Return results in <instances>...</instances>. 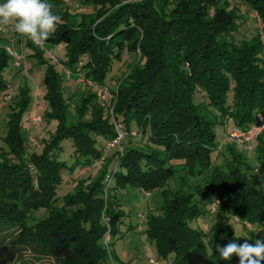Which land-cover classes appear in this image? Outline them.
<instances>
[{"label": "trees", "instance_id": "1", "mask_svg": "<svg viewBox=\"0 0 264 264\" xmlns=\"http://www.w3.org/2000/svg\"><path fill=\"white\" fill-rule=\"evenodd\" d=\"M48 2L62 23L44 44L62 45L63 56L54 65L33 45L45 63L51 112L43 118L56 122L40 137V151L22 126L24 91L3 99L12 60L5 47L14 44L0 35V114L7 111L0 136V264L28 247L56 264H106L103 236L116 235L125 222L118 194L128 187L159 196L144 206V230L159 252H174L171 264H239L238 257L221 261L215 254L216 244L243 243L225 222L215 224L210 251L190 226L203 209L185 186L194 164L206 167L217 209L238 200L242 219L256 227L253 240L264 238V185L254 186L248 175L255 169L264 176L261 133L255 167L234 143L232 158L216 163L217 147L234 126L264 118V0ZM250 10L262 26L244 34L240 23ZM81 79L108 87L114 101L99 100ZM115 121L123 134L109 146L118 135ZM258 229L263 233L256 237Z\"/></svg>", "mask_w": 264, "mask_h": 264}, {"label": "rangeland", "instance_id": "2", "mask_svg": "<svg viewBox=\"0 0 264 264\" xmlns=\"http://www.w3.org/2000/svg\"><path fill=\"white\" fill-rule=\"evenodd\" d=\"M0 2H3V0H0ZM261 26L262 24L257 14L250 10L246 15L244 22L240 23V31L244 34H248V32L252 31L254 28H261ZM7 35L8 37L4 38V41L8 39L10 42L9 44H11L15 40L14 48H16V50L20 52L22 56L20 60V66L18 67L14 66L12 60L8 61V69L4 73V79L10 84L14 97L20 94L21 90L24 91L26 107L23 109V111H20L22 126L29 133L28 143H33L34 147L40 151L42 147V141L40 140V137H48L50 133L53 132L56 122L50 121L48 123L44 121L43 118L45 113L51 112V108L48 105L47 99L45 98V86L43 83L45 63H40V57L35 54L33 45L38 47L43 59L54 65L57 63L56 56H63V46H47L45 44L42 46H37L32 42V45H30L26 44V37H21L18 34L12 36L13 33L11 31H9ZM19 37L20 41H18ZM20 43H22V48L19 46ZM2 44L3 43H0V45ZM81 80L86 81L84 79ZM86 83L88 86H86L87 88L85 90L87 91L90 88L92 91V81L87 80ZM115 96L116 94H111V96L107 97L105 100L113 102ZM15 108V111L18 112L21 107L15 105ZM70 110L71 109H69V113H71ZM6 112L7 111H3L0 114V136L5 133L4 125L6 121ZM34 119L37 121V123H35ZM117 122L118 121H116V123ZM114 127H116V124ZM118 132L121 133L122 136L123 131ZM218 136L220 135L218 134ZM225 136L227 137L228 135ZM261 137L264 140V131L261 132ZM68 142L69 141L66 140L63 141L62 144L67 146ZM229 143L233 142L227 140L220 142L217 147V152H219L220 155H218L217 158L215 157L217 152L212 155L217 159V164L220 163V156H225L229 159L232 158ZM240 143L241 145H244L243 141H240ZM257 143L258 139H256L255 148L251 150L234 143V148L241 151L247 157L249 164L253 167L256 166L255 150L257 148ZM2 146H4V142L0 143V147ZM27 147L30 148L29 146ZM101 166L102 165H98V167ZM192 169L194 177L188 181L187 186H185V190L189 193H193V200L197 203L198 207L203 209V213L200 216L193 218L190 221V226L200 231L207 250L210 251L209 239L215 224L218 222H225L232 228L236 236L243 239V242L244 239H249V241H252L254 239L252 237V232L256 227L250 222H245L242 219L241 214L237 211L238 200L232 199L228 201L227 205L221 210H218L217 207L219 204V199L216 198L213 200V196L209 192L210 188L206 187V177L209 174V170L199 163L194 164ZM97 171L98 169H93L91 171L92 174H90L91 177H94L97 174ZM248 175L252 178V184L254 186L257 185V181L263 183L264 185V176H260L257 170H249ZM177 176L178 174H176L175 178ZM118 195L122 198V200L125 199L123 207L124 211L126 212L124 217L125 222L120 225L119 231L116 235L109 236V231H106L103 236V241L106 248V264H151V259L155 260L157 264H171V261L174 257V252H159L154 244V241L148 238L147 233L144 230L145 225L143 218L146 216V214H148L147 209L144 206L150 203L156 204L157 198H159V196L151 192L145 193L142 190L129 187L123 189V192H120ZM100 223L106 225V227L109 228L108 224L103 221V217H100ZM256 232V237L257 234L263 233L260 229H258ZM109 252L112 253V257L110 256ZM8 264L56 263L51 257L43 255L39 252H34L30 247H28L17 253L13 257L12 261H10Z\"/></svg>", "mask_w": 264, "mask_h": 264}, {"label": "clouds", "instance_id": "3", "mask_svg": "<svg viewBox=\"0 0 264 264\" xmlns=\"http://www.w3.org/2000/svg\"><path fill=\"white\" fill-rule=\"evenodd\" d=\"M62 18L53 11L48 0H3L0 2V33L12 31L26 37L37 46H42L56 31ZM215 254L221 261L238 257L239 264H264V238H256L251 243L236 239L221 246L216 244Z\"/></svg>", "mask_w": 264, "mask_h": 264}, {"label": "built area", "instance_id": "4", "mask_svg": "<svg viewBox=\"0 0 264 264\" xmlns=\"http://www.w3.org/2000/svg\"><path fill=\"white\" fill-rule=\"evenodd\" d=\"M7 52L11 55V58L13 60V64L15 67H18L20 65L21 60V53L18 52L16 49H14L11 46L5 47ZM91 87L93 91L96 92L97 98L99 100H105L107 97L111 96L110 89L106 86H94L91 84ZM13 92L10 87V85L7 87V89L3 92V99L9 100L12 96ZM35 123L37 121L34 119ZM116 124V130L121 131V123L115 121ZM264 131V118L262 116H257L254 123L249 126L248 128L242 129L239 126H234L231 131L228 133V136L226 138L227 141H231L233 143H236L240 146H243L246 149H254L256 145V139L257 136ZM121 133L118 132V135L115 139L112 140V142L109 144V146H113L114 144L118 143V139H120ZM240 141H243L244 145H241ZM109 177H106V180H108ZM151 264H157L155 260L151 259Z\"/></svg>", "mask_w": 264, "mask_h": 264}, {"label": "crops", "instance_id": "5", "mask_svg": "<svg viewBox=\"0 0 264 264\" xmlns=\"http://www.w3.org/2000/svg\"><path fill=\"white\" fill-rule=\"evenodd\" d=\"M2 37H8V35L7 34H4V33H1L0 34ZM3 41H4V39H3ZM15 41V40H14ZM14 41H13V44H14V47H15V43H14ZM19 46H21V48H22V43H20L19 44ZM16 49V48H15Z\"/></svg>", "mask_w": 264, "mask_h": 264}]
</instances>
